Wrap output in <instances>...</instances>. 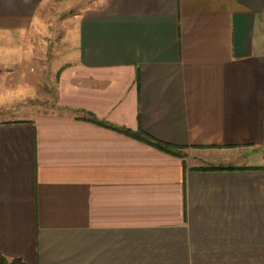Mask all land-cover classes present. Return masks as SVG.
Instances as JSON below:
<instances>
[{
	"label": "crops",
	"instance_id": "1",
	"mask_svg": "<svg viewBox=\"0 0 264 264\" xmlns=\"http://www.w3.org/2000/svg\"><path fill=\"white\" fill-rule=\"evenodd\" d=\"M42 1L0 0V18ZM75 17L54 108L0 120V252L264 264V0H107Z\"/></svg>",
	"mask_w": 264,
	"mask_h": 264
},
{
	"label": "rangeland",
	"instance_id": "2",
	"mask_svg": "<svg viewBox=\"0 0 264 264\" xmlns=\"http://www.w3.org/2000/svg\"><path fill=\"white\" fill-rule=\"evenodd\" d=\"M106 2L43 0L32 17L0 18V120L54 108L59 72L76 53L75 15Z\"/></svg>",
	"mask_w": 264,
	"mask_h": 264
},
{
	"label": "trees",
	"instance_id": "3",
	"mask_svg": "<svg viewBox=\"0 0 264 264\" xmlns=\"http://www.w3.org/2000/svg\"><path fill=\"white\" fill-rule=\"evenodd\" d=\"M88 118H91V119L96 120L98 122H103L100 119H98L96 116H94L93 114L88 115ZM116 128L123 130L125 132H128L130 134L140 136L143 139L155 144L156 146L168 150L169 152L177 153V154H183L182 149L185 146H179V145L172 144V143H169L167 141L158 139V138H156V137H154V136H152V135H150L147 132L142 131V130L132 131L129 128L119 127V126H116ZM0 264H24V260L20 257L9 258L5 254L0 252Z\"/></svg>",
	"mask_w": 264,
	"mask_h": 264
}]
</instances>
